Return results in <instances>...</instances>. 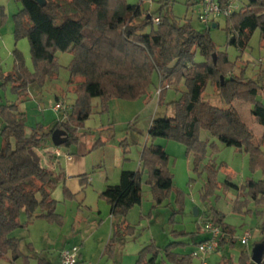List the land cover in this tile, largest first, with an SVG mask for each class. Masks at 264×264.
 <instances>
[{"label":"trees","instance_id":"1","mask_svg":"<svg viewBox=\"0 0 264 264\" xmlns=\"http://www.w3.org/2000/svg\"><path fill=\"white\" fill-rule=\"evenodd\" d=\"M17 1L21 9L14 15L13 33L15 39L27 38L34 71L27 69L21 52L14 49L12 69L7 73L0 71V80H8L14 91L26 94L29 84L39 83L56 70V51L71 52L70 80L81 76L83 81L74 88L76 99L72 106L62 109L66 120L52 128L66 132L65 145L76 139L73 125H79L88 117L90 98H134L143 93L156 74L159 97L166 88L180 81L185 91L178 101L172 102L171 116L150 124L151 137L161 135L184 143L193 153L194 162H198L204 154L205 140L198 137L197 131L203 128L221 144L246 152L251 167L261 163L264 135L257 143L243 135L230 102L238 96L240 87L246 89L245 99L252 101L250 114L262 126L264 102L255 99L257 90L252 79L223 69L222 65L227 62L225 56L217 55L220 60L213 61L214 47L207 33L196 31L188 21L178 22L170 12L161 10V6L158 15L152 17L139 4H126L121 0H44L42 6L36 0ZM230 1L218 0L222 5ZM225 17L229 44L243 49L255 29L264 40V0H248ZM147 26H150L149 31H146ZM114 50L122 52L121 55H112ZM196 54L201 61L194 60ZM207 84L216 86V104L202 99ZM259 88H264V81ZM0 124V258L15 261L21 256L27 262L28 257L36 253L29 244H25V248L31 254L24 253L20 239L9 233L25 225L21 221L22 214L26 220L43 217L53 221L57 218L55 200L50 197L56 177L42 165L37 150L43 133L33 130L26 136L23 113L17 110L16 104H0ZM166 159L165 150L158 144L144 146L140 153V161L147 172L146 183L156 204L172 189L171 176L164 164ZM204 168L207 174L200 191L202 200L217 186L214 166L205 164ZM140 172L139 169L120 170L118 182L106 185L99 193L109 204L112 218L109 238L102 251L107 257L114 254L116 246L133 230L124 217L141 201ZM241 187L247 198L264 203V177L258 180L249 177ZM176 203L180 211L179 194ZM39 208L41 212L35 213ZM202 219L216 225L222 233L217 239V251L224 243L234 242L232 227L220 210L208 207ZM258 231L264 241V221ZM159 253L160 260H157ZM163 256L170 264H189L193 255L173 252L171 244L160 249L151 243L138 253L135 264H163ZM219 264H264V257L260 263H254L250 254L242 251L237 263L222 257Z\"/></svg>","mask_w":264,"mask_h":264},{"label":"rangeland","instance_id":"2","mask_svg":"<svg viewBox=\"0 0 264 264\" xmlns=\"http://www.w3.org/2000/svg\"><path fill=\"white\" fill-rule=\"evenodd\" d=\"M121 1L139 4L152 17L158 15L161 6V10L170 12L178 22L188 21L196 31L207 33L214 47V61L220 60L217 55L225 56L227 62L222 65L223 69L245 79H252L257 90L255 99L264 102V97L261 96L264 88H259L264 81V40L260 38L258 29L249 36L245 47L239 49L227 42L228 22L225 16L210 17L207 22L198 19L202 10L200 0ZM247 1L231 0L236 6L244 5ZM20 9L21 5L17 0H0L1 73L11 71L14 49L21 52L27 69L34 71L27 38L21 36L15 39L13 33L14 15ZM149 30L150 26H147L146 31ZM111 35L114 38V34ZM121 53L114 50L112 55L119 56ZM72 58L71 52L56 51V70L39 83L29 84L26 94H18L8 80H0V104L14 103L21 109L26 136L33 130L43 133V140L37 150L41 155L42 165L56 177L50 189V197L55 200V213L59 215L55 220L49 221L43 217L26 220L25 214H22L21 221L25 225L13 229L9 236L20 239L24 253L31 254L25 248V244H29L36 255L31 254L27 262L21 256L15 261L0 258V264H58V252L71 246H77L80 259L82 257L79 260L81 262L76 264H135L138 253L151 243L160 249L171 244V250L179 254L196 252L197 255L192 256L189 264H201L202 259L205 264H219L222 257L237 263L242 251L250 254L252 246L262 241L258 228L264 221V203L247 198L241 185L249 177L254 180L264 177V155L257 167H251L246 152L221 144L208 131L199 128L198 137L205 140V150L203 157L194 162L193 153L186 149L184 143L161 135L151 137L150 124L154 120L171 116L172 102L178 101L185 91L184 84L180 81L166 88L159 97L160 87L156 74L151 77V82L143 93L134 98H90L88 117L72 127L76 139L68 145L54 146L50 130L55 124L64 122L66 116L63 110H54L53 106L56 102H61L63 106L71 107L76 99L74 88H78L83 81L81 76L70 80L68 65ZM194 60L199 62L202 58L196 54ZM245 92L246 89L240 87L238 96L232 99L230 105L235 111L241 133L257 143L264 135V126L257 123L250 114L252 101L245 99ZM202 99L211 104L217 103L214 84L211 87L207 84ZM1 144L0 136V146ZM151 144H158L165 150L167 159L164 164L172 181L171 191L159 204L152 197L146 183L147 172L140 161L143 147ZM52 147L58 148L61 155L57 157L47 153L46 149ZM66 153L70 160L65 159ZM68 162L73 166H67ZM205 164L213 165L216 169L217 186L202 200L200 191L207 174ZM122 169L141 171V201L132 206L124 217L125 223L133 227L124 236L122 244L127 246L122 249V244H118L114 254L107 257L102 254V249L104 240L108 237L110 217L107 202L99 196V178L106 176L108 183L113 180L117 183V175ZM72 172L85 173L91 181L85 183L80 177L68 174ZM64 184L69 187L68 191L63 190ZM177 194L181 197L180 211L176 203ZM208 207H215L224 213L226 223L232 227L234 242L224 243L218 251L202 254L198 252L197 246L209 235L201 226L202 214ZM195 209L199 211V215H194ZM40 212L39 208L35 213ZM245 231H249L250 236L243 244L240 237ZM135 247L140 249L136 256L125 253V249L133 252ZM38 258L42 261L39 262ZM163 259V264H170L165 256ZM157 260H160V253Z\"/></svg>","mask_w":264,"mask_h":264},{"label":"built area","instance_id":"3","mask_svg":"<svg viewBox=\"0 0 264 264\" xmlns=\"http://www.w3.org/2000/svg\"><path fill=\"white\" fill-rule=\"evenodd\" d=\"M202 5V10L198 14V19L202 22H207L210 17L215 16H227L232 10L236 9V5L231 1L228 4H220L218 0H200ZM157 22V18H154ZM65 106L61 102H56L53 106L54 110L64 109ZM53 156H60L61 152L58 148H54L51 152ZM69 159V156H65ZM203 231L208 232V236L205 237L197 246L198 252L204 254L206 252H214L217 250L218 237L222 235L220 229L212 224L210 221H204L201 224ZM250 236L249 231H245L240 237V242L245 244L248 237ZM192 255H197L193 252ZM78 261V247L71 246L68 248H63L58 255V264H76ZM201 264H205L204 259H202Z\"/></svg>","mask_w":264,"mask_h":264},{"label":"water","instance_id":"4","mask_svg":"<svg viewBox=\"0 0 264 264\" xmlns=\"http://www.w3.org/2000/svg\"><path fill=\"white\" fill-rule=\"evenodd\" d=\"M36 1L41 6L44 4V0H36ZM212 26H215V24H213ZM214 56L215 55L212 54L213 61H214ZM50 139L54 146L62 145L65 143L67 139L66 132L63 129L55 128L50 133ZM194 215H197L196 209H195ZM262 257H264V241H260L254 244L250 251V259L254 263H260V261L262 260Z\"/></svg>","mask_w":264,"mask_h":264},{"label":"crops","instance_id":"5","mask_svg":"<svg viewBox=\"0 0 264 264\" xmlns=\"http://www.w3.org/2000/svg\"><path fill=\"white\" fill-rule=\"evenodd\" d=\"M17 110L18 111H20L21 112V109H18V106H17ZM55 147H52L51 149H46V151H47V153H49L50 155H51V151L54 149ZM60 151V150H59ZM61 152V151H60ZM49 155V156H50ZM41 156V155H40ZM65 156H68V153H66L65 154ZM64 156V157H65ZM51 157V156H50ZM65 159L66 160H70V158L69 159H67L66 157H65ZM67 166H73L72 165V163H70V162H68V165ZM120 172V171H119ZM69 175H71V176H78V177H80V180L82 181V180H84V182L85 183H87L88 182V180H90V179H88L87 177H86V175H85V173H82V174H77V172L76 173H74V172H72V173H68ZM118 177H119V174L117 175V179H118ZM100 179V181H99V185H98V192L100 193L105 187H106V185H108V184H114V183H116L115 182V180H113V181H111V183H108L107 181V178H106V176L105 177H101V178H99ZM93 180V179H92ZM91 181V180H90ZM65 182H67L66 180H65ZM66 185L64 184V189L63 190H65L66 191V189H67V191L69 190V187L67 186V187H65ZM108 204V203H107ZM110 207H109V204H108V209H107V213H108V216L110 217V221H109V231H108V237L106 238V240H104V246H105V244H106V242H107V240H108V238H109V234H110V226H111V222H112V218H111V215H110V209H109ZM97 213H99V210H97ZM197 213H198V211H197ZM58 215V214H57ZM59 216V215H58ZM125 246H127L126 244H125ZM125 246L122 244L121 245V247H122V249L123 248H125ZM104 248V247H103ZM130 248V247H129ZM137 247H135V249H133V252H130V251H128L127 249H125L126 250V252L125 253H127V254H130L131 256H136V253H137V251H139V250H137L136 249ZM103 250V249H102ZM60 252V251H59ZM59 252H58V255H59ZM58 255H57V261H58ZM129 255V256H130ZM81 259H82V257H81ZM80 259V251H78V262H81V261H79V260H81ZM121 261V260H120ZM120 263V262H119Z\"/></svg>","mask_w":264,"mask_h":264}]
</instances>
